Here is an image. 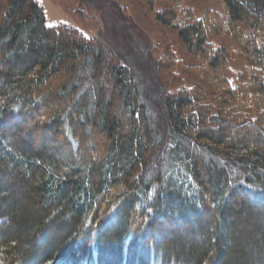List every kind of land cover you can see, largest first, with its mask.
I'll return each instance as SVG.
<instances>
[{
  "label": "trees",
  "instance_id": "trees-1",
  "mask_svg": "<svg viewBox=\"0 0 264 264\" xmlns=\"http://www.w3.org/2000/svg\"><path fill=\"white\" fill-rule=\"evenodd\" d=\"M139 1L195 60L159 70L208 87L165 92L160 166L136 73L37 0H0V264H264V0L201 18Z\"/></svg>",
  "mask_w": 264,
  "mask_h": 264
},
{
  "label": "rangeland",
  "instance_id": "rangeland-1",
  "mask_svg": "<svg viewBox=\"0 0 264 264\" xmlns=\"http://www.w3.org/2000/svg\"><path fill=\"white\" fill-rule=\"evenodd\" d=\"M46 15L50 28L66 25L81 31L93 41V46L108 47L122 64L130 67L137 76L143 98L148 104L152 119L161 139L155 165L164 162V152L170 146V130L164 110V94H176L179 90L200 86L208 91L207 85L178 73L159 70L158 61L163 55L174 57L188 65L195 60L181 43L177 34L156 22L139 0H37ZM163 5H159L162 8ZM181 8H190L196 18L203 17L209 10L223 12L219 0H185ZM215 46L232 45L229 39L212 38ZM239 58L230 61L228 79L238 86L239 72L244 68ZM93 72L82 70L78 82L83 89L91 88Z\"/></svg>",
  "mask_w": 264,
  "mask_h": 264
}]
</instances>
